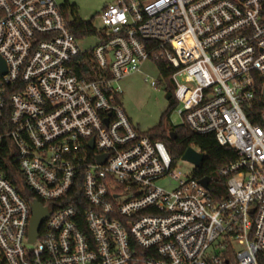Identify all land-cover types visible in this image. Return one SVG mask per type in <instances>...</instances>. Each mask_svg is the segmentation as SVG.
I'll return each mask as SVG.
<instances>
[{
	"label": "built area",
	"instance_id": "built-area-1",
	"mask_svg": "<svg viewBox=\"0 0 264 264\" xmlns=\"http://www.w3.org/2000/svg\"><path fill=\"white\" fill-rule=\"evenodd\" d=\"M65 9L0 0V264H262L264 0H112L86 50ZM143 39L174 69L183 122L237 154L219 200L122 106ZM89 51L92 79L76 72ZM34 201L49 213L31 241Z\"/></svg>",
	"mask_w": 264,
	"mask_h": 264
},
{
	"label": "trees",
	"instance_id": "trees-1",
	"mask_svg": "<svg viewBox=\"0 0 264 264\" xmlns=\"http://www.w3.org/2000/svg\"><path fill=\"white\" fill-rule=\"evenodd\" d=\"M66 9L71 12L72 20L69 23V28L78 38L84 39L90 35H96L97 30L91 22H86L76 15V8L66 3ZM144 46L149 51V56L152 61L157 65L159 75L158 82L164 87L166 92L171 93L169 105L163 115H168L177 101L174 97L172 85L170 83V76L174 69L168 67L166 60L162 56V51L159 47V43L153 39H143ZM79 65L76 68L78 75H86L87 72L90 75L89 78H93V74L96 68L92 52L84 53L79 58ZM76 65V63H75ZM122 97V95H120ZM254 122L260 123V121L252 118ZM169 132H173V137L169 135ZM144 134L148 135L152 140L161 141L168 149L172 162L176 158L182 157L184 151L192 146L196 150L204 154V159L198 167L194 168L193 177L196 180H200L204 177H210L211 182L209 184V191L213 200H219L227 195L226 192V178L219 174V170L231 162L237 159V154L231 146L221 145L215 137L214 133H197L192 131L185 122L178 125H172L168 130L162 123V121L149 129ZM5 174L11 177L8 168H4ZM260 263L264 264V259H259Z\"/></svg>",
	"mask_w": 264,
	"mask_h": 264
},
{
	"label": "rangeland",
	"instance_id": "rangeland-1",
	"mask_svg": "<svg viewBox=\"0 0 264 264\" xmlns=\"http://www.w3.org/2000/svg\"><path fill=\"white\" fill-rule=\"evenodd\" d=\"M60 4L68 3L76 8V15L80 19L91 22L97 32L101 30L102 22L99 13L102 8L112 2V0H58ZM67 7V6H66ZM68 17L73 15L65 9ZM99 42V37L90 35L80 41V48L86 50L95 46ZM159 75L157 65L148 58L141 66L140 70L129 74L119 80L118 85L122 91L121 103L130 118L133 125L141 132H146L161 121L167 130L172 125H178L183 122L182 116L178 113L180 105L170 110L168 115H163L168 108L169 100L165 98V91L161 88L156 89L151 85V80L157 79ZM182 75L178 76L182 81ZM194 164L181 157L173 162L172 171L180 173V177H189L193 174ZM169 181H171L169 183ZM159 185L171 189L176 183L171 177L160 179Z\"/></svg>",
	"mask_w": 264,
	"mask_h": 264
},
{
	"label": "water",
	"instance_id": "water-1",
	"mask_svg": "<svg viewBox=\"0 0 264 264\" xmlns=\"http://www.w3.org/2000/svg\"><path fill=\"white\" fill-rule=\"evenodd\" d=\"M170 97H171V93L167 92L165 95V98L168 100V99H170ZM169 135L172 137L174 136L173 132H169ZM181 158L184 160H188V161L192 162L195 167H198L204 159V154L202 152L196 150L192 146H189L184 151ZM100 161H101V159H100ZM210 182H211L210 177H204V178L199 180V183L205 187H208ZM32 209H33V216L31 219L30 232H29V236H30L31 241L35 240V238L37 237V231H38L39 225H40L41 221L49 213L47 208L42 207L40 205V203L37 201L33 202Z\"/></svg>",
	"mask_w": 264,
	"mask_h": 264
}]
</instances>
